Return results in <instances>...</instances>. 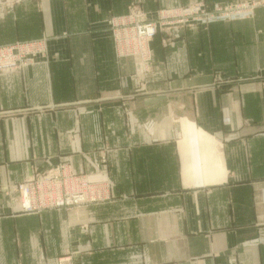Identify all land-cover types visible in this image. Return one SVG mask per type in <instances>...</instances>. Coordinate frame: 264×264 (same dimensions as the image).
<instances>
[{"label":"crops","instance_id":"obj_1","mask_svg":"<svg viewBox=\"0 0 264 264\" xmlns=\"http://www.w3.org/2000/svg\"><path fill=\"white\" fill-rule=\"evenodd\" d=\"M190 1L0 2V45L49 49L0 72V264H264V3L159 30L147 75L114 49L113 16ZM61 160L112 196L21 211L19 184Z\"/></svg>","mask_w":264,"mask_h":264},{"label":"built area","instance_id":"obj_2","mask_svg":"<svg viewBox=\"0 0 264 264\" xmlns=\"http://www.w3.org/2000/svg\"><path fill=\"white\" fill-rule=\"evenodd\" d=\"M261 3V1L255 0L236 5L218 4L212 12L207 11L208 8L204 3L192 4L185 11L179 7L164 9L160 11V22L158 23L146 22L144 17L139 19L143 14L141 8L133 7L130 15L110 18L109 23L113 28V37L119 55H136L147 68L151 58L149 41L155 35L159 23L165 25L164 22H167L171 16H178L173 24L189 20L190 16L198 13L199 10H205L204 14H212L210 18L212 20L227 19L230 16L245 18L252 16L254 8ZM133 22L135 25L130 26ZM46 41L47 39L44 37L39 40L17 41L13 44L0 46V72L34 63V58L38 54H46ZM79 177L66 165L58 166L56 171L51 169L40 174L35 172L18 186L20 206L23 210L31 213L38 212L43 208H56L79 202H98L105 199L99 193L102 188L90 185L88 178L80 180ZM26 199L28 203H25ZM61 264H71V262L64 260Z\"/></svg>","mask_w":264,"mask_h":264},{"label":"rangeland","instance_id":"obj_3","mask_svg":"<svg viewBox=\"0 0 264 264\" xmlns=\"http://www.w3.org/2000/svg\"><path fill=\"white\" fill-rule=\"evenodd\" d=\"M22 0H0V2H3L5 5L7 6H12V5H15L16 3H20ZM250 2V1H255V0H230V1H225V2H217V3H212V4H208L206 3L205 1L203 0H199V1H190L188 2L187 4L185 5H178V6H171V7H168V8H160L159 10L156 11V16L154 18H151L148 14V12L146 10H144V8L139 5V4H132L131 6H129V10L127 11L126 14H123L121 16H125V15H130L131 12H132V8L133 7H140L141 8V12L143 13L142 16L139 18H143L146 19V22H153V23H158L160 22V19H159V16H160V11L161 10H169L171 8H181L183 9L184 11L188 9V7L192 4H200V3H204L207 8H208V12H212L214 11V9H216V6H218V4H221L223 6H226L227 4L229 5H236V4H240L241 2ZM257 1H261L262 3H264V0H257ZM261 3V4H262ZM260 5V4H259ZM257 7V6H256ZM255 7V8H256ZM254 8V9H255ZM132 9V10H131ZM205 10H199L198 13H195L193 15H191L190 19L187 20V21H182V23H179V24H173L176 19L178 18V16H171L170 19L167 21V22H164L165 25H162L159 23L158 25V29L155 33V35L152 37V39L149 41V49H150V53H151V58L149 60V65L148 67L146 68V66L144 65V67L142 68V74L144 75H147V74H150L152 73V70H153V54H152V48H151V43H152V40L155 38L156 34L158 33L159 30H161L162 32L165 33V36L163 38V43L167 46V45H170L172 43V40H173V36H174V32H176L177 30H179L180 28H183V27H193V26H196L198 24H204V23H207V22H211L213 20H229V19H236L235 17L232 18V16H230V18H227V19H210L212 16V14H204ZM141 15V14H140ZM253 15V14H252ZM121 16H113L112 18H118V17H121ZM248 17H251V16H248ZM246 18V17H245ZM135 25V22L131 23L130 26H134ZM111 32H112V37H113V28L111 26ZM41 38H44V36H41L39 38H35V39H30V40H39ZM17 41H20V40H16L14 42H11L12 44L17 42ZM26 41V40H25ZM113 41H114V37H113ZM11 43H7V44H11ZM3 45H6V44H1L0 46H3ZM114 49H115V52L118 56L120 57H125V56H122V55H119L118 51H117V48L115 46V41H114ZM48 39L46 41V53L48 52ZM46 55V54H45ZM45 55L43 54H38V56H41V57H45ZM126 56H132V57H137L136 55H126ZM33 64V63H31ZM31 64H28V65H25V66H29ZM106 152V151H105ZM100 153L98 155H95V156H91V161L88 160V165L91 167V169H94L95 171H102L104 169V167L107 165V163L109 162V155L108 153ZM68 166L73 172L75 175L77 176H80V180L82 179H86L88 178L89 180V184L90 185H94L96 188L100 187L102 188L101 190H99V193L101 194V196H103L105 199L104 200H107L109 199L111 196H112V184L109 182V181H97V182H94L91 180V178L88 176L89 174H87L86 172H77L76 169L74 168V166L71 164V162L69 160H61L59 161L57 164L53 165L50 169H47L46 171H49V170H53V171H56L57 167L58 166ZM37 174H40L44 171H38L36 170ZM64 185L65 183L62 182ZM78 191V189H76ZM82 203H90V202H82ZM78 204H81V202H79ZM78 204H73V205H65V206H59V207H56V208H67V207H70V206H74V205H78ZM19 206H20V203H19ZM21 208V211L25 212V213H28L27 211L23 210V208L20 206ZM56 208H43L42 210L44 209H56ZM64 260H70L71 262V257L70 256H66L65 258H61L60 260V263L63 262Z\"/></svg>","mask_w":264,"mask_h":264},{"label":"bare ground","instance_id":"obj_4","mask_svg":"<svg viewBox=\"0 0 264 264\" xmlns=\"http://www.w3.org/2000/svg\"><path fill=\"white\" fill-rule=\"evenodd\" d=\"M25 203H28L27 199H26Z\"/></svg>","mask_w":264,"mask_h":264}]
</instances>
